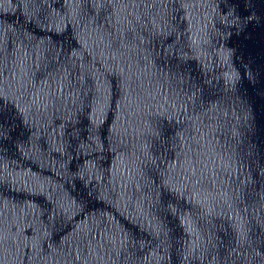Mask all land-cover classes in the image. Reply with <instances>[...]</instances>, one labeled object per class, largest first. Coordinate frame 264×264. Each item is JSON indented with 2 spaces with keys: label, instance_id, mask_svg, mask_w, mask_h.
Wrapping results in <instances>:
<instances>
[{
  "label": "water",
  "instance_id": "95a60500",
  "mask_svg": "<svg viewBox=\"0 0 264 264\" xmlns=\"http://www.w3.org/2000/svg\"><path fill=\"white\" fill-rule=\"evenodd\" d=\"M0 264H264L176 0H0Z\"/></svg>",
  "mask_w": 264,
  "mask_h": 264
}]
</instances>
